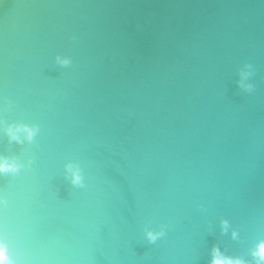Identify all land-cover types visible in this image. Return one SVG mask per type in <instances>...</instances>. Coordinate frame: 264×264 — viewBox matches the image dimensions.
<instances>
[{
    "label": "water",
    "instance_id": "95a60500",
    "mask_svg": "<svg viewBox=\"0 0 264 264\" xmlns=\"http://www.w3.org/2000/svg\"><path fill=\"white\" fill-rule=\"evenodd\" d=\"M3 97L38 127H0L13 256L209 264L264 239V0H0Z\"/></svg>",
    "mask_w": 264,
    "mask_h": 264
},
{
    "label": "clouds",
    "instance_id": "9594fccd",
    "mask_svg": "<svg viewBox=\"0 0 264 264\" xmlns=\"http://www.w3.org/2000/svg\"><path fill=\"white\" fill-rule=\"evenodd\" d=\"M56 63L61 66H66L70 63V58L66 56H56ZM246 67H249L246 65ZM250 73L247 71H241L240 80L237 81L238 85L250 90L252 85L246 82V79ZM9 100L7 97L2 98V104H0V112L8 109ZM0 127L3 132L9 137L10 140L21 142V133L23 138L32 140L38 131L36 125L28 124H7L5 125L2 115H0ZM22 165L18 163L14 158H9L5 155H0V175L17 173ZM71 183L74 186H80L83 184V176L79 167L71 168ZM8 206V199L4 195H0V207L6 208ZM222 231L227 230L228 222L226 220L221 221ZM8 226L7 223L0 224V264H46L41 258H22L19 255L13 256L10 253V246L8 242ZM163 230H148L144 233L145 239L149 243H155L163 236ZM232 238H237V232L233 229ZM211 259L209 264H264V239H260L256 242L254 247L250 249L251 260H247L242 256H232L224 254L218 246L213 245L210 250Z\"/></svg>",
    "mask_w": 264,
    "mask_h": 264
}]
</instances>
